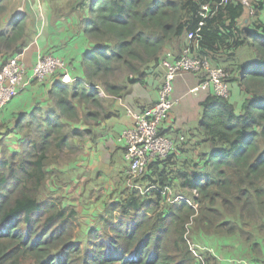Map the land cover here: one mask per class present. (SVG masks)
Segmentation results:
<instances>
[{"label":"trees","instance_id":"obj_1","mask_svg":"<svg viewBox=\"0 0 264 264\" xmlns=\"http://www.w3.org/2000/svg\"><path fill=\"white\" fill-rule=\"evenodd\" d=\"M219 3L70 0L89 42L81 81L64 85L51 76L47 99L5 128L20 140L12 153L0 142V264H205V257L216 258L207 245L200 246L213 254H202L203 262L194 258L184 239L189 226L202 239L256 235L262 244L251 245L263 262L249 264H264V0H249V8L240 0ZM205 5L210 12L203 19ZM8 10L0 0V68L23 53L36 29L14 14L3 22ZM246 10L252 15L242 21ZM190 33L196 35L192 55L229 73L230 97L211 94L199 103L188 140L135 180L152 189L141 195L124 187L83 228L66 197L71 183L60 179V168L82 152L89 130L81 125L97 121L100 92L116 97L143 83L166 52L173 55V45L188 44ZM232 86L243 94L239 106L231 102ZM167 190L194 207L167 201Z\"/></svg>","mask_w":264,"mask_h":264},{"label":"crops","instance_id":"obj_2","mask_svg":"<svg viewBox=\"0 0 264 264\" xmlns=\"http://www.w3.org/2000/svg\"><path fill=\"white\" fill-rule=\"evenodd\" d=\"M4 3L8 5L9 10L2 18L3 22L13 14L19 18L24 17L31 25L35 19H39L40 25L36 27L39 34L36 32L32 36V41L23 51L28 72L38 53H51L67 62L68 71L72 76L82 77L81 56L89 49V42L79 28L82 17L70 9V0H4ZM36 12L42 17L36 15ZM181 48V43H177L168 50L174 56H178ZM166 50L164 49L163 52ZM2 61L0 55V64ZM160 76V70H155L153 74L144 78L143 83L128 86L126 93L120 96L99 93L101 108L98 110V119L96 122L89 120L81 125L82 129L89 130V134L82 142L80 155L70 164L60 168L62 182L67 184L73 182L76 185L80 180V183H86L84 192L85 189L90 191L98 189L102 194L97 195L94 200L100 203H106L107 198H112L115 192L117 195L126 187L124 177L127 164L123 158V150L115 139L123 129L133 124L126 110L143 113L152 109L157 99ZM51 84L50 77L44 86L29 84L0 113V142L4 143L10 153L17 149L20 136L11 131L6 132L5 128H11L19 114L27 113L36 103L44 102ZM197 84L198 78L190 73L180 74L172 82V96L179 98L180 101L161 124L160 132L171 138L176 145L188 140V134L198 124L199 103L211 95L203 90L192 92ZM242 99L243 94L232 86L231 102L239 106ZM102 183L104 186H98ZM80 191L82 192V187ZM105 191L109 193L105 195ZM101 211L102 209L97 207L88 212L78 211L80 220L91 223L88 225L80 222L79 225L86 224L82 226L83 228L91 227L92 217L100 214Z\"/></svg>","mask_w":264,"mask_h":264},{"label":"built area","instance_id":"obj_3","mask_svg":"<svg viewBox=\"0 0 264 264\" xmlns=\"http://www.w3.org/2000/svg\"><path fill=\"white\" fill-rule=\"evenodd\" d=\"M241 3L249 8V0H240ZM227 0H220L219 5L225 4ZM210 10L208 6H202L200 17L205 19ZM42 17V15H38ZM202 26V23H199ZM39 34V30L37 31ZM37 36V35H36ZM196 37L195 34L187 35L188 44L182 48L178 56L166 52L157 65L156 70H160V84L157 91V99L151 110L147 112H135L126 110L128 117L133 124L121 131L115 139L118 146L123 150V158L127 164L125 171L126 187L136 190L144 195L153 187H140L135 180L141 177L149 164L163 160L176 149L175 142L161 134L160 126L168 118L172 108L180 101L179 98L172 96V82L183 73L194 74L198 78V84L192 92L200 90L209 92L212 95L228 99L230 97L229 73L221 67H214L206 60H200L191 53L190 41ZM57 75L56 79L64 85H71L81 78L72 76L62 58L49 54L38 53L34 64L28 72L23 53L10 58L0 68V111L24 90L31 82L43 83L47 78ZM103 93L100 92V95ZM167 190V201H169ZM196 196V192H193ZM183 200L192 205L190 199L178 196L174 201ZM194 207V206H193ZM186 230L184 239L194 258L203 262L202 254L212 253V250L193 243L187 236Z\"/></svg>","mask_w":264,"mask_h":264},{"label":"rangeland","instance_id":"obj_4","mask_svg":"<svg viewBox=\"0 0 264 264\" xmlns=\"http://www.w3.org/2000/svg\"><path fill=\"white\" fill-rule=\"evenodd\" d=\"M36 15H38L37 12H36ZM251 15L252 13L246 10L242 21L245 20L246 18L248 19L249 16ZM38 23H39V19L38 20L35 19L33 21V25L35 27L40 25ZM36 32L37 31L35 29V34ZM243 55H244V58L240 57L242 61L246 59V54H243ZM235 92L237 93V91ZM124 180L126 181V177H124ZM85 184L86 183L84 182L80 183V180L76 182V185H74V183L72 182L69 185V188L67 189V195H66V197H68L69 200L73 202L74 205H76L77 210L80 211L81 213L86 212V209L91 208L92 206L93 208H91L90 210H93L96 207L99 209H102L103 204H106V203L108 204L110 201L114 200V198L117 197V195L115 194L116 192H115L112 198L106 199V203L97 202L94 200V198L97 195L101 196L102 192L99 191L98 189L96 190L94 189L91 192L90 190L85 189V192H84L83 189L85 187ZM89 185H94V184H89ZM124 185L126 186V183ZM98 186H104V183H102L101 185L99 184ZM81 187H82V192L80 191ZM140 187L145 188L147 186H140ZM104 193L106 195L109 193V191H105ZM55 196H57V194ZM177 197H178L177 195L173 196V193L171 191L168 194L169 202L174 200ZM80 222L91 225V223L85 222L82 220H80L79 223ZM86 224H83L82 226H86ZM92 224L94 223L92 222ZM191 227L192 226L188 227L189 236L188 234L187 236L193 243L197 245H207L214 249L216 258L211 257V256L205 257V264H236L237 261H244L247 264H249V262H252V261L254 262L255 259L257 260L258 263L262 261L261 256L253 250L252 245H251V243L252 244H255V243L262 244L261 240L256 235H254L255 238L252 239L251 241H246L245 239L239 237L238 235L230 236V237L225 236V235H217V236L205 237L202 239L200 234L191 232ZM245 230L247 231L248 234H251L253 232L252 229H249V228ZM252 234H255V233H252ZM263 250H264V245H262V250H260V252H263Z\"/></svg>","mask_w":264,"mask_h":264}]
</instances>
